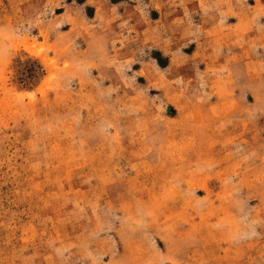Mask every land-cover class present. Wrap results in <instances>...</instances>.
I'll return each instance as SVG.
<instances>
[{
	"label": "rangeland",
	"instance_id": "374dc122",
	"mask_svg": "<svg viewBox=\"0 0 264 264\" xmlns=\"http://www.w3.org/2000/svg\"><path fill=\"white\" fill-rule=\"evenodd\" d=\"M0 264H264V0H0Z\"/></svg>",
	"mask_w": 264,
	"mask_h": 264
}]
</instances>
